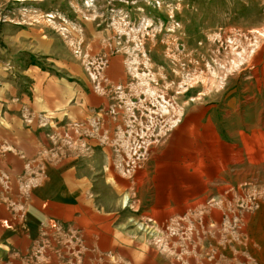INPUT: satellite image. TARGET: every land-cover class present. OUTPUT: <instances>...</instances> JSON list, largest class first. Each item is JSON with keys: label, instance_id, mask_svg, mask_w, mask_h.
I'll return each instance as SVG.
<instances>
[{"label": "rangeland", "instance_id": "obj_1", "mask_svg": "<svg viewBox=\"0 0 264 264\" xmlns=\"http://www.w3.org/2000/svg\"><path fill=\"white\" fill-rule=\"evenodd\" d=\"M71 1L119 44L85 69L120 106L111 122L121 137L117 167L133 183L108 189L119 180L104 161L96 199L105 232L153 237L161 226L142 214L151 206L163 229L184 219L212 247L244 244L237 250L256 264L251 253L264 250V0ZM115 54L123 75L113 83L102 73Z\"/></svg>", "mask_w": 264, "mask_h": 264}, {"label": "crops", "instance_id": "obj_2", "mask_svg": "<svg viewBox=\"0 0 264 264\" xmlns=\"http://www.w3.org/2000/svg\"><path fill=\"white\" fill-rule=\"evenodd\" d=\"M3 2L10 9L0 13V264H249V253L237 250L243 243L236 252L212 247L184 219L163 229L151 206L142 214L161 226L153 237L105 232L96 199L104 161L119 180L105 182L108 189L133 183L117 167L121 137L111 122L120 106L105 101L104 83L95 86L85 69L118 41L71 0ZM102 74L120 80L119 54ZM251 255L264 264L263 249Z\"/></svg>", "mask_w": 264, "mask_h": 264}]
</instances>
